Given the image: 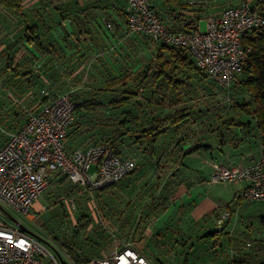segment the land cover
Segmentation results:
<instances>
[{"label": "rangeland", "instance_id": "rangeland-1", "mask_svg": "<svg viewBox=\"0 0 264 264\" xmlns=\"http://www.w3.org/2000/svg\"><path fill=\"white\" fill-rule=\"evenodd\" d=\"M255 1L234 0V2H231V0H222L220 3H222V6H225L241 4L243 2L253 4ZM26 2L28 4L30 0H26ZM27 4H24V6ZM80 4L74 6V9L80 7ZM63 5L65 4L63 3ZM258 5L263 10L264 0L258 3ZM60 7L58 5V8ZM68 10L71 13V9ZM3 13L4 18H8L7 13ZM104 17L111 20L112 27H107V20ZM104 17H102L103 25H105L103 34L106 30L110 35L120 32L121 38L117 41V45L120 47L121 52L117 49H113V51L110 49L111 47H105L101 44L95 46V49L86 47L84 43L77 42L74 38L67 36L68 34H65L64 28H60L59 25L55 24L51 27L49 34H53L54 41H58L62 47L58 53L33 52L25 44L19 43L21 46L15 54L14 63L17 66L20 64L19 68L21 69H32L34 75L31 80H26L24 77H11L9 71H4L2 66L4 65V61L0 62V146L6 141L9 134L19 128L26 121L29 114L37 109L48 96L57 93H70L76 102L90 98H99L105 104H110L108 101L119 96V92L122 89L119 88V92L116 95L115 93L113 95H105L100 88L104 87L105 79L117 74V72L121 73L125 71L127 73V68L133 66L137 61L146 65L158 62L156 55L158 53H155L156 51L158 52V41L153 40L148 35L134 32L126 26L125 32L118 31L120 25H117L116 17L113 14ZM163 17L171 25V21H168L169 17H166L165 14ZM72 20L74 21L75 19ZM17 22L13 23L15 24L13 28L19 31L20 29L17 27H21L22 23L19 24ZM72 26L77 29L75 25ZM207 27L206 18L201 21L199 28L201 31H206ZM68 28L69 26L66 27V29ZM94 34L97 40H101L97 32ZM1 35L3 33H0V51L4 49L1 48L2 44L4 43L5 47L9 39L14 37V35L9 36V34ZM188 76L191 86L185 90L184 103L191 107L192 116L186 119L179 129L175 128L172 137H163L161 141H164V143L161 146L165 147L164 157L170 154L172 150L170 148L173 147L175 139L181 137L180 133H182V136L185 135L187 137L183 142V147L187 149L194 144L186 141L192 142L196 133L205 130H211V132L217 131L221 128L220 125H223V120L231 117V115L235 117H243L245 115L246 119L250 118V116L241 113V111L238 112L233 107L235 103H243L249 99L247 90L242 85L238 83L233 86L221 87L211 82L208 77L203 76L201 73H190ZM139 79H133L134 83L128 84L127 88L140 93L142 97L137 101H140L141 105L135 102L129 108L128 105L114 106L113 103L110 104V107L105 109L101 107L98 111L93 112L85 108L77 110L74 122L68 132L67 142L77 141L79 145H87L95 139L112 135L117 127V122L121 120L118 119L121 117L120 113L125 108L130 109L132 113L139 110L137 116H145L146 114L141 109L148 106L147 101L144 100V96L150 90L145 79ZM239 79L242 78L239 77ZM235 128L237 126L232 127L233 130H236ZM222 130L217 135L218 138L227 137L231 133L228 128L224 127ZM256 135L257 132H255V137ZM127 147L128 150L125 151V154L132 155L138 160V166H140L139 163L142 161H139V159L142 152L138 149V145L130 146L127 144ZM174 147L177 149L176 146ZM208 148L204 146L192 154H184L178 162L181 165V169L177 173V177L185 176V182L191 188L193 198L197 201L199 197L204 198L212 192L215 194L217 191L214 186L208 187L207 185L202 190L200 187L202 184L199 183L201 180L199 176L200 170H198V167H200L199 162H201L203 157L210 156ZM196 162L197 164L195 165ZM157 163H154L150 171L147 172L150 175V179L141 181L142 183L140 182V185L137 186L135 194L138 192V189L142 190L138 192L139 195L137 197L133 196L134 198H130V193H120L118 196L113 194L114 197L119 198L118 201L121 206L116 204L117 202L114 203L118 209L112 208L109 210V208L107 210V206L102 209L97 194L109 197L111 203L114 199L107 196L108 193L110 195L114 192L117 193L120 189L125 188L126 185H128V189L131 183L137 180V175H130L129 178L123 179L114 190H98L94 196L92 193H89L92 195L90 196L88 192L81 191L78 186L70 182L69 178L59 177L32 204L31 212L36 216L35 219L31 220L11 209L7 210L28 229L39 235L46 245H48L45 242L46 237L55 244L58 247L57 256L64 263L76 264L67 254L66 248L62 245L63 242L90 257L106 256L118 244L124 246L130 243L134 247H137V249L138 246L146 247V245H149L150 248L147 249L148 254L146 255L154 264H161V260L163 264H183L182 259H186L187 264H242L244 262L242 260L246 261L245 264H260L264 262V253H262L264 250V201H249L242 196L233 197V195H226L229 198L221 196L223 200L219 201L218 211L215 213L213 211L209 212L200 219L205 221H201V223H204L202 232L210 230L214 232L217 230V217L226 208L232 215L230 216L231 218L229 217L230 222L225 229L229 233L223 235L219 233L213 234L199 241L197 238L201 237L202 234L197 229V226L194 225L192 227L187 225L190 220H195L187 212L183 213L179 209V206L182 205L181 199L177 201L176 205H173L172 198L169 199V202L166 204L170 203L167 206H170L171 212L168 213L167 210L169 209L167 206L165 207L166 211L164 210L165 213L163 210L160 211V208H157V206L152 208V211L141 210V205L145 207L149 205L148 207H150V204L153 203L149 199L148 194H146V191L150 187L153 189V186L158 189L159 184L155 183L156 177L163 176L165 182L169 181L170 177L166 176L168 173L164 172L166 166ZM161 163H163V160ZM188 165L192 168H189ZM175 172L177 171L175 170ZM139 173L140 171L137 172V174ZM204 178L208 179L209 175H205ZM233 183L235 182H231L230 184L232 185ZM216 185L219 188L222 186V184ZM163 190L164 188H162L161 192ZM128 200L131 201L129 202L131 204L128 206L131 207L133 205L134 210H128V207V211L125 210ZM130 212H134V214L132 218L129 217L128 227L124 224L123 217ZM83 213L88 214L91 224L86 232H81L74 238V226L79 216ZM177 220L180 223L178 227L175 226ZM187 227L189 228L187 229ZM129 228L132 231L137 230L138 234L136 232L126 234ZM191 229L194 231L193 235L195 234L194 239L185 248L186 251L182 252L184 247L177 243V241L183 236H188V231H191ZM139 232L142 233L140 234ZM159 232L164 234V238L161 237V245H157L156 241L154 243L152 238L157 239V233ZM181 252L182 259L177 255Z\"/></svg>", "mask_w": 264, "mask_h": 264}, {"label": "built area", "instance_id": "built-area-1", "mask_svg": "<svg viewBox=\"0 0 264 264\" xmlns=\"http://www.w3.org/2000/svg\"><path fill=\"white\" fill-rule=\"evenodd\" d=\"M125 11L130 30L158 42L187 48L197 66L223 87L236 82L242 71L250 51L244 43L248 32L264 24V16L250 2L229 6L209 16L206 31L199 27L170 28L158 15L152 0H126ZM106 25L110 28L112 22L107 20ZM75 114L70 93L50 95L0 146V264H61L39 237L23 231L8 216L11 209L35 219L31 206L50 185L53 173L68 176L91 193L119 181L135 166L134 159L121 156L105 141L69 149L66 139ZM210 179L223 183L245 182L242 197L264 201V159L244 167L215 162ZM230 216L228 209L218 215V229H222ZM86 264L152 262L127 243L116 245L106 256L93 257Z\"/></svg>", "mask_w": 264, "mask_h": 264}, {"label": "trees", "instance_id": "trees-1", "mask_svg": "<svg viewBox=\"0 0 264 264\" xmlns=\"http://www.w3.org/2000/svg\"><path fill=\"white\" fill-rule=\"evenodd\" d=\"M261 1L262 0H258V1L256 0L253 4L252 3L251 4L264 16V6L262 10L259 8L258 5V3H260ZM91 2L93 3L92 7H96L94 13L95 15L98 14L101 10L106 11L107 16L111 15L109 11V6L114 4L112 3V0H92ZM152 2L158 15L164 19L163 17L164 14L166 17H169V15H171L172 12H176L177 14L179 12V9H187L189 6H191L194 0H152ZM231 2H234V0H231ZM25 3L26 0H0V6L4 8L2 12L9 13L10 18L14 19L15 21H18L19 24L22 23L21 27L19 28L20 30L16 31L13 34L14 37L12 39H9L8 44H6L4 49L0 51V62L4 61L3 63L4 65H2L4 71H9L11 73V77H15V78L24 77L26 80H31V78L34 75V71L32 69H25V70L21 69L19 68L20 67L19 63L18 66L14 63L15 54L19 50V47L21 46L19 43L25 44V46L30 48L33 52L38 51L41 53H49V54L58 53L59 50L62 49V47L58 41L56 42L54 41L55 39L53 37V34L51 35L49 34L51 27H53L55 24L63 23L64 21L69 19H74V18L85 19L90 15L84 13L83 12L84 9H80V7L74 9V6H77V4L81 3V1H77V0H36L29 6L26 5L24 6ZM63 3L65 5H63ZM68 4H74V5H68ZM58 5H60L61 7L58 8ZM235 5L238 4L226 5L224 9L229 6H235ZM119 6L120 7H116L118 14L121 17L123 18L125 17L127 19V14L125 11L126 0L123 7L121 6V3L119 4ZM61 9L63 10L61 11ZM68 9H71V13L70 10ZM104 19L109 20L106 17H104ZM2 20H4L3 16L0 15V24H3ZM109 21L111 22V20ZM165 22L167 23L166 20ZM167 25L170 28L177 30L178 29L191 30L199 27V24L195 23V20L187 22V25H169L168 23ZM63 28L64 31H66L64 25ZM244 43L247 47L250 48V51H248L247 53V57L242 65V71L241 73L238 74L237 81L232 83L231 86L239 83L247 90L249 99L243 103H235L233 107L237 109L238 112L241 111V113L250 116V119L247 121L236 120V117L231 115V117L223 120V125L248 126L253 122L254 125L259 130V137L264 151V24L250 30L245 38ZM157 60H158V62L156 63L157 70L152 72V76L154 82L157 80L160 82L157 93L158 96L156 97V99L151 98L150 102L152 103L155 102L156 104H158V108L156 110L154 108L149 109V111L145 113L146 115L143 117H139L135 115L134 117L129 118L128 117L129 114H127L128 113L127 111L129 110L125 112L122 111L125 114L123 115V113H121L123 118L122 119L121 117L118 118L121 120L117 122V127L113 131V134L109 135L108 137L95 139L93 141V142L105 141L118 154H120L123 157H130L135 161V166L127 175L123 176L119 181L115 182L114 184L104 189H108L109 191L114 190L117 187L118 183L123 179L129 178L130 175L131 176L137 175V180L133 181L128 189H127L128 185H126L125 188L120 189L117 193L111 192L112 193L111 195L108 193L107 196H110L111 199H114V201L113 202L111 201V203L109 197L106 196L103 197L97 194L102 209L105 206H107V210L109 208H110L109 210H111L112 208L118 209V207L114 205V203L116 202H117L116 204L121 206L120 202L118 201L119 198L114 197L113 194L115 196H118L120 193L121 194L130 193L129 195L130 198L137 197L139 195L138 192L142 190L138 189V192L136 194H135V190L136 188H138L137 186L140 185L139 183L141 181L143 182L145 179H150V175H148L147 172L150 171L151 166L154 163L156 164L158 162L160 163V165L164 164V166H166L165 167L166 169L164 168V172L168 173L167 171H169L173 166H175V164H178V162L180 161L181 157L184 154L192 153L201 147L200 145L199 146L196 145L185 149L183 147V142L187 137L185 135L182 136V133H180L181 137L175 139V143L173 147L170 148L172 149L170 154H167L164 157L165 147L161 146V144L164 143V141L161 140H163L164 134L171 126H174L176 129H179L181 124H183L186 121V119L192 116L190 106L187 105L178 106V103L183 102V97L186 93L185 91L186 88L191 86V82L188 76L189 73H201L203 76L208 77L209 79L211 78L209 77V75H207L206 72L202 71L197 66L194 57L185 47L159 42ZM185 76H187L188 78ZM128 77L129 75L127 76L116 75L108 78L106 80V89L111 90L118 86H122L126 84V79ZM239 77L242 79H239ZM164 80L166 82L165 85L163 84ZM212 82L214 81L212 80ZM131 98H132L131 95L117 96L115 97V99L110 100V103L112 104L114 103V106H123L125 103H127L128 100H131ZM72 99L75 103L76 111L85 108L88 111L93 112V111H98L101 107H103V103L96 98L85 99L78 102H76L74 98ZM169 104H174L175 107L172 108L168 107V109L167 108L165 109L164 107L170 106ZM127 144L130 146L138 145L139 147L138 149H140V152H142V154L140 153V159H139V161H142L139 163L140 166H138V160H136L132 155L129 156L125 154V151L128 150ZM174 146H176L177 149H175ZM162 160L163 163H161ZM138 171H140L139 174H137ZM168 176L170 177L168 179L169 180L168 182H165L163 176L156 177L155 183L157 185L159 184L158 189L153 186V189H151L150 187L148 191H146V194H148L149 199H151L153 203L150 204V207H148L149 205H147L146 207L144 205H141L140 206L141 210L152 211L153 210L152 208H155L157 206V208H160V211L162 210L166 211L165 207L170 204V203L169 204L166 203L169 202V199L172 198V196L174 195L176 189L178 188V185L182 182L181 178L177 177V172L171 173ZM74 185L78 186L81 191L88 192V195L90 196L92 195L94 196V194H96L98 191V190L92 191L91 192L92 195H91L89 194L90 193L89 191H84L81 185L77 183H74ZM162 188H164L163 192H161ZM104 189H99V190H104ZM129 202L131 201L130 200L127 201L125 210H127V207L129 208L128 210H134L133 205H131V207L128 206L131 204ZM169 207L168 209H170ZM134 212H130L123 217L124 224L128 227H129L128 224L129 217L132 218ZM182 212L185 213L188 211H182ZM230 218L224 221L222 229L217 228V230H215L214 232L211 230L202 232L204 229V225H203L204 223H201V221L205 222L204 220H200V219L198 221L190 220L187 225L192 227L194 225L197 226V229H199L200 233L202 234L201 237L197 238V240L199 241L200 239L203 240L204 238H208L213 234L219 233L223 235L225 233L226 234L229 233L225 229L229 225ZM90 224L91 221L88 214L83 213L82 215H80L74 226L73 237L76 238L81 232H86ZM175 226L177 227L180 226L179 220H177V224L175 223ZM188 228L189 227H187V229ZM131 232H136V234H138L137 230L132 231V229L130 228L128 229V233L126 234H130ZM139 233L141 234L142 232ZM193 233L194 231H192L191 229V231H188V236H183L177 241V243H179L182 247H184L182 252L186 251L185 248L188 247L189 243H191L192 240L194 239L195 234L193 235ZM32 235L39 237L36 233ZM163 235L164 234L161 232L157 233L158 236L157 239H154V237H152L153 242L155 243L156 241L157 245H161L162 243L161 237H163ZM62 245L63 247L66 248V252L69 255V257L76 264H86L88 260L91 258L89 255L87 256L85 253L78 251L76 248L74 249V247L66 244L65 242H63ZM146 247L138 246V250H140L144 255H146L148 254L147 249H149L150 246L146 245ZM182 252L177 254L179 257H181V259H182V255H181ZM262 253H264V250ZM56 258L57 260L60 261L61 264H70L68 262L65 263L61 262L59 257ZM48 260L50 261V259ZM182 261L183 264H187L186 259H182ZM242 261H244L242 262V264H245L246 261L245 260ZM161 264H163L162 260H161ZM260 264H264V262H261Z\"/></svg>", "mask_w": 264, "mask_h": 264}, {"label": "crops", "instance_id": "crops-1", "mask_svg": "<svg viewBox=\"0 0 264 264\" xmlns=\"http://www.w3.org/2000/svg\"><path fill=\"white\" fill-rule=\"evenodd\" d=\"M34 1L35 0H30V2L28 4H27V2L25 4H27L26 6H29ZM82 1H84V2L82 4H80V9H84L83 12L90 15V16L86 17L85 19L74 18L75 19L74 21L72 19H70L69 21L66 20L63 23H60L57 25H59L60 28L63 27V25H64L65 29L67 26H69V28L66 29L65 34L66 35L68 34L67 36L74 38L77 42L80 41V42L84 43V45H86V47L88 46V47H92L95 49V46H99L101 44V45H104L105 47H111L110 49H112V50L117 49L119 52H121L119 49L120 47L117 45V41L121 38V33L117 32V33H112L110 35L109 32H106L107 31L106 30L104 33L106 35L103 34V30H105L104 29L105 25H103V18L102 17H104L107 12L104 10H101L98 14L95 15L94 13H95L96 7H92V5H93V3L91 2L92 0H82ZM119 1H121V2H119ZM221 1L222 0H194L193 4L191 6H189L187 9H179V12L177 14H176V12H172L171 15H169L168 21H171L170 22L171 25H180V24L187 25V22L195 20V23H198L200 25L201 21L206 19L209 15H216L222 9H224V7H226V5L222 6V4L220 3ZM197 2H200V3H197ZM112 3H114V4L113 5L109 4L110 5L109 11L111 14H113L116 17L115 20H117V25H120L118 31H124L125 26L128 27L127 19L125 17L124 18L121 17L118 14L116 7H120L119 6L120 3H121V6L123 7L125 0H112ZM3 9L4 8L2 6H0V15H2L3 19H4V20H2L3 24H0V33H3V35L9 34V36H13V34L16 32L15 28H13V27H15L14 26L15 24H13L15 22V20L14 19L12 20V18H10L9 13H7L8 18H4V15H3L4 13L2 12ZM199 9H201V10H199ZM70 21H72V23H70ZM69 23L72 25H75L77 27V29L73 28V26L70 25ZM17 28H20V26ZM67 30H69V32H67ZM95 32H97L99 34V36H100L99 38L101 40H97L94 37ZM3 35H1V36H3ZM1 48H4V43L2 44ZM155 53H158V52L156 51ZM71 59L73 60V58H71ZM127 69H128L127 73H125V71H122L121 73L117 72V74L110 76V77H113L116 75H122V76L129 75V77L126 79V84H124L122 86H118V87L111 89V90L110 89L107 90L106 89V80L108 78H110V77H108L107 79L104 80V87H100L102 92L105 95H108V94L113 95L114 93L116 95V94H118L117 92H119L118 90L120 88L122 90H120L119 96H128V95L132 96L131 100H128L127 103H125L124 105H128L129 108L135 102L138 105H141V102L137 101L142 97V96H140V93H137L136 91L130 90L129 88H127V86H128V84L130 85V84L134 83L133 79L134 80L138 79V78H140L139 80L145 79V81L149 85L150 92L144 96V100L147 101V103L149 101V103L147 104L148 105L147 107H145L141 110L143 111V113H147L149 111V109H152V108H154L156 110L158 108V104H156L155 102L154 103L150 102L151 98L156 99V97L158 96L157 93H158L160 82L158 80L154 82L153 76H152V72L157 70L156 63L155 64L150 63L149 65H146L140 61H137L133 66L128 67ZM185 77H187V76H185ZM210 81L212 82L211 79H210ZM213 83H215V82H213ZM163 84L164 85L166 84L165 80H164ZM215 84H217V83H215ZM218 86H220V85H218ZM187 88H189V87H187ZM187 88H186V90H187ZM140 90H142V89H140ZM96 99H98L100 102L103 103L104 109L107 107H110V104H112V103L105 104L104 101H101L99 98H96ZM184 100L185 99L183 97V103H184ZM108 102H110V101H108ZM183 103L182 102L178 103V106H184L185 103L184 104ZM169 105L170 106H165L164 108L168 109V107H170V108L175 107L174 104H169ZM40 108H41V105L39 107H37V109H35L33 112L39 110ZM127 110L130 111V109H126V108L123 111L125 112ZM129 111H127L128 112L127 114H129L128 117L131 118V117H134L135 115H137L139 110L135 111L134 113H132L131 111L129 113ZM124 112H121V113H123V115H124L125 114ZM121 113H120V115H121V119H122L123 116ZM249 119L250 118L246 119L245 115H243V117H240V116L236 117V120H242V121H247ZM220 126H221V128L218 129L217 131H214V132H211V130L210 131H208V130L199 131L198 133L195 134V138L193 137L192 142L186 141V142L194 144L193 146H196V145L199 146L200 145L201 147L198 148L197 150L203 148L204 146L209 147L208 151L210 152V156L203 157L201 162H199L200 167H198V170H200L199 176L201 178L199 183L202 184V185H200V184L199 185L202 188V190L205 189L206 185L208 187L214 186V188H216V190H217L215 192V194L212 192L211 194L205 196L204 198L199 197V200L197 201L196 199L193 198L191 188L188 187V184L185 182V178H184L185 176L180 177L182 182L178 185V188L176 189L174 195L172 196L173 203H174L173 205H176L177 201L179 199H181L182 205L179 206V209H181L182 211H188L187 213L195 221H198L199 219L204 217V215H206L209 212H212V211H213V213L217 212L218 211V204L220 203L219 201L223 200V198L221 196H223V197H225L226 195H229V196L233 195V197L242 196V191L247 184L245 182H241V183H233L231 185L230 183L212 182L210 178H211V174L213 172V163L220 162V163H222L228 167H244V166H247L249 164L258 162L261 159H263V157H264V155H263L264 151H263L262 144H261L260 137H259V130L254 125L253 122H252V124H249L248 126H245V125H243V126H237V125L224 126L226 129L228 128L229 131L231 132L227 137H224V138H218V136H217L221 133V131H223L222 129H224L223 125H220ZM234 126H237V128H239V129L235 128L236 130H233L232 127H234ZM70 129H71V127H70ZM174 130H175V127L171 126L166 131L164 136H166L168 138L172 137L174 134L173 133ZM255 132H257L256 137H255ZM66 145L69 149H73V148L79 146L77 141H73L71 143H68L67 140H66ZM197 150H195V151H197ZM194 152H192V153H194ZM192 153H190V154H192ZM196 164H197V162L195 163V165ZM94 167L95 166H93L92 169H94ZM188 167L192 168L189 165H188ZM180 169H181V165L175 164V166H173L168 171L167 176L170 173H174L175 170H178L177 173H179ZM205 175H209V178L208 179L204 178ZM59 177H66L67 179L69 178L66 175L61 174L60 172H55V173H53V175L51 177L50 185L55 180H58ZM70 182H72V181H70ZM216 184H220V185L222 184V186L219 188ZM199 193L201 194V192H199ZM229 196H226V197L229 198ZM182 197H183V199H182ZM185 198H186V200H185ZM180 207H182V208H180ZM226 207H228V206H226ZM187 208H188V210H186ZM168 212H171L170 209L167 210V213ZM40 239L44 242V240L41 237H40ZM45 240H46L45 242L48 245H46L45 243H43V244L47 246V248L49 249V252L54 257L55 256L58 257L57 256L58 247L55 244H53L47 237L45 238ZM113 249L114 248H112L111 250H113ZM91 258H93V257H91Z\"/></svg>", "mask_w": 264, "mask_h": 264}, {"label": "water", "instance_id": "water-1", "mask_svg": "<svg viewBox=\"0 0 264 264\" xmlns=\"http://www.w3.org/2000/svg\"><path fill=\"white\" fill-rule=\"evenodd\" d=\"M0 209H2V207L0 206ZM8 216L10 217V219L12 221H14L16 224H18L21 229L29 234H34L30 229H28L25 225H23L17 218H15L12 214H8Z\"/></svg>", "mask_w": 264, "mask_h": 264}]
</instances>
